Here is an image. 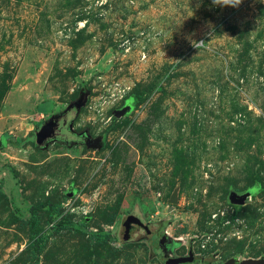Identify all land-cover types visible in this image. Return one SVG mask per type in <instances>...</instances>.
I'll list each match as a JSON object with an SVG mask.
<instances>
[{
  "label": "rangeland",
  "instance_id": "1",
  "mask_svg": "<svg viewBox=\"0 0 264 264\" xmlns=\"http://www.w3.org/2000/svg\"><path fill=\"white\" fill-rule=\"evenodd\" d=\"M0 143V264L264 263V0H0Z\"/></svg>",
  "mask_w": 264,
  "mask_h": 264
},
{
  "label": "water",
  "instance_id": "2",
  "mask_svg": "<svg viewBox=\"0 0 264 264\" xmlns=\"http://www.w3.org/2000/svg\"><path fill=\"white\" fill-rule=\"evenodd\" d=\"M119 112L116 113V116H119ZM63 120V121H62ZM62 121L63 125L66 124L64 118H52L46 122H44L38 131L35 132V145L39 148L44 147L48 142L56 139L59 134V123ZM86 142L89 143V138L86 139ZM1 146V143H0ZM248 197V194H244L241 196H238L236 194L230 195V201L234 205H243ZM174 200H172L173 202ZM132 226H139L143 228L146 232L149 230L148 225L142 222L138 217L136 216H130L128 220L126 221L125 225L123 226L121 232H120V240L123 242H126L129 240L131 227ZM165 240V238L162 239V242ZM161 254H163L162 251H160ZM192 258L189 256V258H165L164 263L165 264H181L184 262L191 261ZM225 264H233L232 260L227 261ZM239 264H264L262 261L258 260H247L245 262H241Z\"/></svg>",
  "mask_w": 264,
  "mask_h": 264
},
{
  "label": "trees",
  "instance_id": "3",
  "mask_svg": "<svg viewBox=\"0 0 264 264\" xmlns=\"http://www.w3.org/2000/svg\"><path fill=\"white\" fill-rule=\"evenodd\" d=\"M5 138L6 136H3L2 137V143L3 145H5ZM12 139V138H11ZM13 146H16V144H12ZM65 228H73V229H79V230H82V231H85L84 230V223H79V224H75V225H67V224H64V223H59L57 225L54 226V229L55 230H61V229H65ZM108 232H103V231H98V232H92L90 231L88 233L89 235V238L91 240H94V239H98L100 238L101 235H107ZM32 247L34 248V255L37 256L41 250H42V247H43V240L42 238H38L36 239L33 243H32Z\"/></svg>",
  "mask_w": 264,
  "mask_h": 264
},
{
  "label": "clouds",
  "instance_id": "4",
  "mask_svg": "<svg viewBox=\"0 0 264 264\" xmlns=\"http://www.w3.org/2000/svg\"><path fill=\"white\" fill-rule=\"evenodd\" d=\"M212 3L216 6L238 7L242 3V0H212Z\"/></svg>",
  "mask_w": 264,
  "mask_h": 264
},
{
  "label": "flooded vegetation",
  "instance_id": "5",
  "mask_svg": "<svg viewBox=\"0 0 264 264\" xmlns=\"http://www.w3.org/2000/svg\"><path fill=\"white\" fill-rule=\"evenodd\" d=\"M63 121V120H62ZM63 123V122H62ZM63 125V124H62ZM66 125V124H65ZM65 125H63V126H65ZM59 130H60V127H59ZM60 132V131H59ZM133 227H135V226H132L131 227V230L133 229ZM160 251H162L161 249H160ZM163 252V251H162Z\"/></svg>",
  "mask_w": 264,
  "mask_h": 264
}]
</instances>
